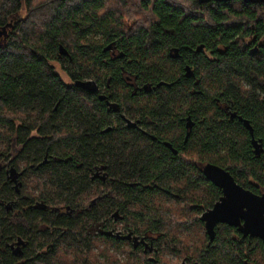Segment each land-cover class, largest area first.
I'll return each mask as SVG.
<instances>
[{
	"label": "trees",
	"instance_id": "obj_1",
	"mask_svg": "<svg viewBox=\"0 0 264 264\" xmlns=\"http://www.w3.org/2000/svg\"><path fill=\"white\" fill-rule=\"evenodd\" d=\"M113 42L125 55L121 61L124 69L137 80L153 84L178 78L183 61L173 59L171 50L179 49L185 61L195 68V78L199 80L194 87L196 93H191L192 85L186 80L171 87L160 86L156 94L163 91L167 102H178L181 110L184 103L193 105L197 125L191 142L196 158L221 167L239 185L263 195L264 152L255 157L249 131L238 120L228 121L218 102H233V111L250 122L255 138L262 140L264 147V2L0 0V153L5 155L13 140L18 139L22 145L21 159L29 164H37L46 155L48 159H62L49 162L40 172L50 173L53 207L63 205L61 194L66 189L71 192L68 203L75 204V193L87 180L78 178L80 170L74 161L92 151V141L86 134L78 135L70 121L76 117L92 118L90 103L86 105L83 98L92 101L93 95L67 85L53 63H59L73 81L99 80L105 87L109 78L112 84L120 80L119 65L102 52ZM201 46L205 51L194 54ZM254 47L259 48L257 54L251 53ZM60 48L67 54H61ZM207 53L211 55L206 57ZM16 119L21 122L18 128ZM34 126H40L37 138H31ZM64 127L68 131L63 132ZM145 162L146 177L155 178L154 191L155 186L179 189L180 183L171 184L162 175L156 159L148 158ZM183 167L186 172L192 168ZM149 182L132 191L149 193ZM193 189L197 193L195 202L200 197L202 201L210 197V206L219 194L196 171L193 180L186 183V191H176L186 207L193 202L189 193ZM207 192L209 196L205 195ZM138 195L137 198L149 197ZM157 213L152 210L149 215L156 220ZM187 216L182 213L176 220L181 238L205 241L194 254L195 261L264 264L263 242L243 238L235 228L224 224L216 229L209 251H203L209 239L206 234L200 235L205 230L199 214L194 219ZM169 218L175 219L172 215ZM61 223L54 219L53 227L63 226ZM4 237L0 234V241ZM54 255L53 252L51 264L74 261L66 262ZM2 256L5 255L0 250ZM74 264L88 262L75 260Z\"/></svg>",
	"mask_w": 264,
	"mask_h": 264
},
{
	"label": "flooded vegetation",
	"instance_id": "obj_2",
	"mask_svg": "<svg viewBox=\"0 0 264 264\" xmlns=\"http://www.w3.org/2000/svg\"><path fill=\"white\" fill-rule=\"evenodd\" d=\"M113 43L111 50L104 52L109 43L102 52L108 60L119 65V81L112 84L109 78L105 87L99 80L70 79L71 84L66 83L93 95L92 101L83 98L86 105L90 103L92 118L76 117L70 121L78 135L86 134L92 141V151L81 154L74 161L80 170L78 178L87 180V184L76 191L75 204L68 203L71 192L66 189L61 194L63 205L53 207L50 173L46 170L40 172L49 162L62 159L52 156L48 159L46 155L37 164H29L31 162L21 159L22 145L18 139L12 142V152L10 144L5 155L0 153V234L5 236L0 241V250L5 255L0 258V264H51L53 252L55 257H62L61 253H64L70 261L79 258L88 262L94 252H99V241L116 248H129V255L139 257L144 262L142 264H201L195 261L194 254L202 249L205 241L181 238L176 220L182 213L190 219L199 214L205 230L200 235L206 234L209 239L207 249L203 248V251H209L212 242L201 217L223 196L222 190L204 174L205 167L213 163L196 158L193 150L191 141L197 125L193 105L184 103L181 110L178 102H167L166 93L161 94L163 91L156 94L160 83L171 87L175 82L186 80L192 85L191 93L195 94L194 87L199 80L196 76L186 77V68L193 72L195 68L185 61L179 49H172L171 57L183 61L178 78L157 84L142 82L124 69L121 61L125 55L116 42ZM204 51L196 49L194 54ZM77 82H90L91 85L83 87L76 85ZM218 107L228 121L238 120L246 128L233 111V102H218ZM15 125L18 128L21 122L16 119ZM39 130L40 126H34L31 138H37ZM65 131H68L66 127L63 128ZM148 158L156 159L162 175L171 184L180 183L179 189H157L155 186L154 191L155 178L146 177L145 161ZM185 165H190L191 171L186 172ZM173 168L177 170L173 172ZM196 171L219 191L211 206L210 197L204 201L200 197L195 202V188L189 192L193 195V202L191 200L188 207L176 192L180 189L186 191V183L193 180ZM145 181H150L147 185L149 193L132 191L139 184L144 188L141 183ZM197 189L201 194V187ZM138 194H149V197L137 198ZM206 194L209 196L208 192ZM152 210L158 212L156 220L149 215ZM170 215L175 219H170ZM54 219H60L63 226L53 227Z\"/></svg>",
	"mask_w": 264,
	"mask_h": 264
},
{
	"label": "water",
	"instance_id": "obj_3",
	"mask_svg": "<svg viewBox=\"0 0 264 264\" xmlns=\"http://www.w3.org/2000/svg\"><path fill=\"white\" fill-rule=\"evenodd\" d=\"M199 2H229L234 0H198ZM245 3H257L264 2V0H240ZM115 43L109 44L104 52L113 48ZM200 51L203 47L199 48ZM60 52L66 55L67 52L63 48H60ZM259 52L258 47H254L251 50L252 54ZM186 77L192 78L195 73L189 68H186ZM164 83L158 84L162 86ZM76 85L83 87L91 85L90 82H77ZM240 121L243 122L247 129L250 131L251 145L255 157H260L264 152L262 140H257L253 133V128L248 120L240 117ZM206 178L216 187L222 190L223 196L219 202H217L213 209L204 213L201 220L206 224V231L213 242L216 235V227L219 224L228 225L237 229V231L243 236V238L260 239L264 244V194L257 195L250 190L245 189L239 185L234 177L222 169L221 167L209 164L204 169ZM249 264V263H248Z\"/></svg>",
	"mask_w": 264,
	"mask_h": 264
},
{
	"label": "rangeland",
	"instance_id": "obj_4",
	"mask_svg": "<svg viewBox=\"0 0 264 264\" xmlns=\"http://www.w3.org/2000/svg\"><path fill=\"white\" fill-rule=\"evenodd\" d=\"M53 66L55 68V71L60 75L61 79L65 83L71 84V81L68 75L61 68V65H59V63H53ZM12 147H13V144L11 145V150H10L11 152H12ZM186 234L187 233L184 234V237L187 236ZM97 247L99 248V252L98 253L94 252L90 256V259H89L90 261H88V264H97V261L109 262L113 264H134V263H137L138 260L140 261L139 257H133V255L132 256L129 255L130 249L127 247L116 248L117 246L111 245L103 241H99ZM102 252H105V253L101 254ZM61 255L62 257L60 258H62L63 261L72 262L64 257V253H61ZM78 259H74L72 264H74L75 260L78 261ZM141 262L144 263L143 261ZM141 262H138V263L140 264ZM63 264L65 263L63 262Z\"/></svg>",
	"mask_w": 264,
	"mask_h": 264
},
{
	"label": "bare ground",
	"instance_id": "obj_5",
	"mask_svg": "<svg viewBox=\"0 0 264 264\" xmlns=\"http://www.w3.org/2000/svg\"><path fill=\"white\" fill-rule=\"evenodd\" d=\"M201 47H203V46H201ZM203 49H204V47H203Z\"/></svg>",
	"mask_w": 264,
	"mask_h": 264
}]
</instances>
